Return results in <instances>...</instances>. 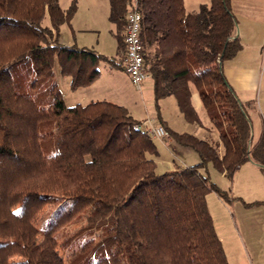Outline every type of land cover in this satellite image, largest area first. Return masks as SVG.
Masks as SVG:
<instances>
[{"label":"trees","instance_id":"obj_1","mask_svg":"<svg viewBox=\"0 0 264 264\" xmlns=\"http://www.w3.org/2000/svg\"><path fill=\"white\" fill-rule=\"evenodd\" d=\"M110 4L122 53L132 0ZM137 4L156 98L174 95L185 118L201 123L194 86L221 142L178 133L159 113L169 136L200 158L159 174L150 157L157 144L125 106L63 98L55 68L73 89L101 76V60L125 70L122 61L59 41L76 2L64 9L60 0H0V264H66L60 232L89 216L95 224L77 233L101 238L67 264H229L207 203L210 192H227L210 180L208 165L233 178L251 160L264 173V134L253 144L252 119L223 73L242 49L237 16L231 0H211L195 12L185 0ZM31 64L30 85L45 87V104L17 84ZM50 205L57 208L44 218ZM77 238L64 243L70 248Z\"/></svg>","mask_w":264,"mask_h":264},{"label":"rangeland","instance_id":"obj_2","mask_svg":"<svg viewBox=\"0 0 264 264\" xmlns=\"http://www.w3.org/2000/svg\"><path fill=\"white\" fill-rule=\"evenodd\" d=\"M73 2L77 4V11L70 22L62 24L59 41L69 42L79 47H88L97 53L123 62L125 51L120 53L118 49L116 34L119 31V25L110 18V0H60L64 9H67ZM186 2L187 8L193 11L205 0H186ZM44 23L49 24V20L46 19ZM109 67L117 68L107 61L101 60L99 62V69L102 71L101 78L97 79L98 81L93 85L76 89L71 87L70 78L61 75L60 71L55 68V81L59 84L65 102L68 105L86 104L91 101V95L101 93L105 89L112 95L116 94L115 97H119L123 101L126 100L131 110L132 107L135 108L134 115L139 121L143 122L149 115L159 123L160 117L158 114L160 113L163 120L162 115L164 114L175 124L178 133L187 132L207 141L221 142L220 130L209 119L205 109L200 110L201 123L189 121L180 110L177 98L174 95L157 99L153 88L148 89L150 91L145 89L146 84L153 82L151 78L143 83L144 89L141 90L133 83L126 70L117 68V72L120 73L112 75ZM30 68L31 72L26 68L22 69L17 77V84L20 90L22 89L21 91L32 94L41 104H45L49 96L46 94L43 85H30L35 73L33 64ZM244 105L250 113L249 115H252V142L256 144L264 134V110L258 102L249 106ZM153 139L162 154L157 158L159 160V164L157 162V172L159 174L164 173L162 171L163 166L160 163L163 152L171 155L175 153L177 156L175 157L176 162L181 166L196 165L198 163L199 155L195 151L190 149L198 157L183 153L181 146L175 147L176 142L172 138V145L168 149L163 146L160 138L153 137ZM222 150V144H220V151L222 152ZM207 175L221 190L227 192V197L220 196L214 191L210 192L207 195V203L215 230L223 243L229 264H264V173L251 160H248L240 165L233 178L225 176L212 163L208 165ZM56 208L55 205H50L44 218L52 214ZM95 222L96 218L89 216L68 225L62 230L63 232H60L62 234L59 238L60 247L58 252L66 264L75 254L89 250L100 240L101 237L97 235L90 237L89 235L86 236V233H83L82 236L77 233L81 228L86 230L88 226L95 224ZM75 237H78L77 242H73V245L69 248L68 243L64 242L67 240L74 241L72 239Z\"/></svg>","mask_w":264,"mask_h":264},{"label":"crops","instance_id":"obj_3","mask_svg":"<svg viewBox=\"0 0 264 264\" xmlns=\"http://www.w3.org/2000/svg\"><path fill=\"white\" fill-rule=\"evenodd\" d=\"M211 0H205L202 3H210ZM199 5V6H200ZM185 6L187 11L195 12L199 9V7L194 8L193 11L189 10L187 7V2L185 0ZM231 6L233 12L237 16L238 19V30L236 35L239 37L242 49L238 52L235 58L231 60H227L223 63V73L229 82V84L233 87L236 91L240 101L243 104H247L248 106L251 104H255L256 102L259 103L260 107L264 110V0H231ZM65 45H70L69 42H61ZM112 71V75L120 73L117 72V68H110ZM124 74V72H122ZM126 76V74H124ZM102 76V71H101ZM98 78V80L101 78ZM96 80V81H98ZM95 81V82H96ZM94 82V83H95ZM92 83L91 85H93ZM153 88V82L146 84V90ZM143 85L141 90H143ZM119 90V88H118ZM116 94L112 95V93L107 92L105 89L101 91V93H96L95 95H91V101L97 100H107L114 103L121 104L125 106L129 112L135 117L134 112L135 108L132 107V110L128 107L126 100H122L119 97H115ZM124 97V96H122ZM169 97V96H168ZM96 100H95V99ZM193 103L200 114V110H206L204 107L197 89L193 86V96H192ZM90 102V101H89ZM88 103V102H87ZM163 112V109H162ZM207 112V110H206ZM250 114V113H249ZM184 115V114H183ZM166 123L173 128L174 131L178 132L175 124L170 121L167 117L162 115ZM252 115H250L251 117ZM209 117V115H208ZM137 119V117H135ZM146 118H152L151 116H147ZM156 120L155 118H153ZM210 119V117H209ZM146 120V119H145ZM180 120V118H179ZM157 121V120H156ZM253 124V123H252ZM163 146L167 149L172 145L171 138L168 139H161ZM156 143V142H155ZM157 144V143H156ZM180 147L178 143H176L175 147ZM158 147V145H157ZM182 147V152L185 154H190L192 157H198L197 154L193 153L190 148ZM222 151L224 148L222 147ZM174 153V152H173ZM172 153V154H173ZM161 150L158 147V154L157 155H150L153 157L156 162L159 164V158L161 156ZM174 155L167 154L163 152V158H160V163L163 166V172L174 171L179 167H189L192 165H183L181 166L179 163L176 162ZM173 158V159H172ZM173 160V162H172ZM200 162V158H198V163ZM254 165L257 167L254 161H252ZM157 164V165H158ZM194 165V164H193ZM158 169V166H157Z\"/></svg>","mask_w":264,"mask_h":264},{"label":"built area","instance_id":"obj_4","mask_svg":"<svg viewBox=\"0 0 264 264\" xmlns=\"http://www.w3.org/2000/svg\"><path fill=\"white\" fill-rule=\"evenodd\" d=\"M142 14L138 9L137 0H132V5L127 14V26L125 29V54L123 57L124 68L130 75L133 83L141 89L143 83L150 78L145 64V52L141 42ZM137 128L146 130L153 137L161 139L170 138L165 127L153 118H147Z\"/></svg>","mask_w":264,"mask_h":264}]
</instances>
